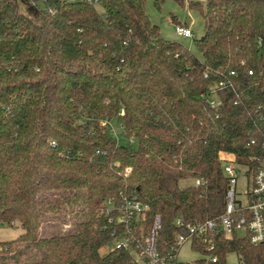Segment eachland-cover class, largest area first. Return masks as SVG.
Returning a JSON list of instances; mask_svg holds the SVG:
<instances>
[{"label": "trees", "instance_id": "obj_1", "mask_svg": "<svg viewBox=\"0 0 264 264\" xmlns=\"http://www.w3.org/2000/svg\"><path fill=\"white\" fill-rule=\"evenodd\" d=\"M19 1L34 10L0 0V225L22 234L0 242V264H137L100 254L116 229L101 205L121 194L147 207L146 231L160 216V250L177 219L222 215V157L263 153L264 0L188 2L204 22L201 59L160 37L144 0ZM213 254L264 264V246L244 239L217 237Z\"/></svg>", "mask_w": 264, "mask_h": 264}, {"label": "built area", "instance_id": "obj_2", "mask_svg": "<svg viewBox=\"0 0 264 264\" xmlns=\"http://www.w3.org/2000/svg\"><path fill=\"white\" fill-rule=\"evenodd\" d=\"M86 1L94 4L97 0ZM174 31L179 37L192 38V32L187 27L176 25ZM225 85L230 84L227 81L219 83V87ZM209 103L212 107L217 104L211 99ZM102 126L108 127L109 133L118 141L122 127L117 129L108 122H103ZM262 150V155L255 157L251 165L237 164L230 156L222 157V171L227 180L223 214L215 220L197 223L177 219L173 243L166 250H160L156 240L161 229L160 216L154 217L149 231H146L145 205L122 194L116 203L104 202L99 214L116 226L111 233V250L129 252L137 264H180L177 256L181 246L189 243L192 250L198 251L193 246L200 244L206 252L205 264H217L218 257L213 254L217 237L244 239L252 246H264V141ZM128 173L129 170L123 172L124 175ZM194 183L199 185L200 181Z\"/></svg>", "mask_w": 264, "mask_h": 264}, {"label": "rangeland", "instance_id": "obj_3", "mask_svg": "<svg viewBox=\"0 0 264 264\" xmlns=\"http://www.w3.org/2000/svg\"><path fill=\"white\" fill-rule=\"evenodd\" d=\"M18 6L19 11L24 14L30 13L28 7L24 2L14 0ZM207 0H183V4H179L175 0H164L160 5V9H157L154 0H144L145 12L152 25L159 28L160 37L166 41L176 42L185 47L194 56L201 59L197 49L195 47V40L200 39L204 33V22L199 12L193 11L187 7L188 2L199 3L205 9ZM42 8V6H40ZM176 23L185 24L192 32V38H184L176 35L174 28ZM115 128L116 125H114ZM118 144L123 146L134 147V143L118 139ZM223 165V164H222ZM193 184L192 180H183L178 183L179 188H186ZM22 234V230L19 228H10L0 225V242H6L16 239ZM112 249V244L101 249L100 254H104ZM205 256L198 251H194L190 248V244L186 243L181 246L177 260L180 264H192L196 260L204 259ZM225 264H241L238 258L233 255H227L225 257Z\"/></svg>", "mask_w": 264, "mask_h": 264}, {"label": "water", "instance_id": "obj_4", "mask_svg": "<svg viewBox=\"0 0 264 264\" xmlns=\"http://www.w3.org/2000/svg\"><path fill=\"white\" fill-rule=\"evenodd\" d=\"M34 8L33 7H28V11H33Z\"/></svg>", "mask_w": 264, "mask_h": 264}, {"label": "crops", "instance_id": "obj_5", "mask_svg": "<svg viewBox=\"0 0 264 264\" xmlns=\"http://www.w3.org/2000/svg\"><path fill=\"white\" fill-rule=\"evenodd\" d=\"M188 28V27H187Z\"/></svg>", "mask_w": 264, "mask_h": 264}]
</instances>
